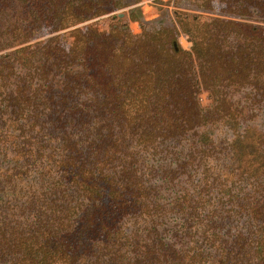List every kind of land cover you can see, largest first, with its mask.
<instances>
[{"label":"trees","instance_id":"obj_1","mask_svg":"<svg viewBox=\"0 0 264 264\" xmlns=\"http://www.w3.org/2000/svg\"><path fill=\"white\" fill-rule=\"evenodd\" d=\"M228 1L259 19L183 49L0 0V264H264V0Z\"/></svg>","mask_w":264,"mask_h":264},{"label":"rangeland","instance_id":"obj_2","mask_svg":"<svg viewBox=\"0 0 264 264\" xmlns=\"http://www.w3.org/2000/svg\"><path fill=\"white\" fill-rule=\"evenodd\" d=\"M107 0V12L95 16L89 21L79 24L84 31L86 25L92 23L107 35L113 34L115 29L127 27L133 34L148 32L168 35L169 38L177 40L183 49H190L192 41L190 33L196 26L213 29L221 32L223 27H213L219 20L229 21L224 28L233 36L235 28L232 21L251 23L259 19L251 8L243 15L237 13L235 2L226 0ZM236 10V12H235ZM60 35L59 45L67 48L71 40L68 30H60L55 33H44L43 36ZM231 38V40H233ZM203 94L205 102L208 101Z\"/></svg>","mask_w":264,"mask_h":264},{"label":"flooded vegetation","instance_id":"obj_3","mask_svg":"<svg viewBox=\"0 0 264 264\" xmlns=\"http://www.w3.org/2000/svg\"><path fill=\"white\" fill-rule=\"evenodd\" d=\"M253 22V21H252ZM77 26H79V25H77ZM189 33V32H188ZM191 40V39H190ZM192 41V40H191ZM174 46H175V48H178V46H179V43H178V41L177 40H174ZM192 46V45H191ZM191 48V47H190Z\"/></svg>","mask_w":264,"mask_h":264}]
</instances>
